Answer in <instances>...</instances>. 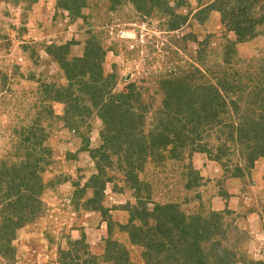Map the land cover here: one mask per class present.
Returning a JSON list of instances; mask_svg holds the SVG:
<instances>
[{
    "label": "rangeland",
    "instance_id": "1",
    "mask_svg": "<svg viewBox=\"0 0 264 264\" xmlns=\"http://www.w3.org/2000/svg\"><path fill=\"white\" fill-rule=\"evenodd\" d=\"M168 1L171 6L186 3L176 12L188 15L186 25L179 30H170L176 16H165L156 9L149 14L138 12L129 0L120 5L112 0H86L73 11L61 7L57 0H0V158L13 152L14 129L21 126L22 120L25 125L29 123L27 112L45 91L41 84H67L60 66L46 53L47 45L72 43L69 58L81 57L93 35L107 50L105 73L118 77L114 92H123L134 83L141 94L142 104L136 103L134 111L143 119L142 131L145 134L162 131L171 121L187 137L184 147L180 139L176 140L177 149L176 143L167 150L164 146L154 147L143 170L135 172L138 186H132L130 170L138 164L137 158L129 160L125 153L115 155V143H109L105 137L113 129L116 132L119 125L113 128L114 122L104 124L98 111L89 115L85 111V116L77 118L69 128L70 115L64 120L54 119L50 125L49 121L43 123L50 135L45 144L53 153V163L44 175L48 183L42 195L44 213L34 223L17 230L14 259L7 260L0 253V264H59L60 249L68 247L69 239L81 238L102 259L107 241L113 239L126 245L132 262L141 264V249L132 247L127 235L116 225L110 236L107 225L108 220L127 224V209L138 205L140 199L149 209L158 203H178L187 215L202 207L213 211L229 209L223 220L225 226H231L226 238L218 234L212 241H221L233 249L236 257L231 264H264V158H258L249 167L248 152L241 150L236 138L241 125L262 122L259 109L252 105L251 94L264 96V79L256 77L264 65V36L260 34L238 44L237 64L226 66L223 71L217 66L220 51L226 39L237 40L236 34L224 26L216 11L203 24L195 15L214 0ZM206 38L207 54L200 62L199 45L194 39ZM194 65L199 71H195ZM192 72L193 79L188 80L193 85L192 92L201 93L202 99L193 104L200 116L193 128L186 112L171 116L170 110L176 108L179 99L169 97L174 86L167 82L173 75L185 78ZM5 77H8L6 87L2 86ZM220 79L225 82L227 92ZM8 87L16 94L5 98L1 90ZM215 88L227 105L217 118L210 104L200 105L204 99L215 97ZM79 95L81 106L91 105L89 95L83 92ZM182 101L188 104L189 98ZM217 103L218 99L216 106ZM53 108L64 117L63 104L54 103ZM38 110L39 106L34 109L35 114ZM186 124L189 127L184 129ZM158 125L160 129L156 128ZM86 144L92 151L102 148L98 159L102 158L101 168L107 180L102 200L107 215L85 207L86 199L93 196L90 188L81 201L78 199L81 196L78 191L94 185L91 177L99 173L91 150H83ZM220 154L223 157L217 161ZM238 167L243 169V175H238ZM190 172H198L202 181L198 188L188 190ZM60 175L70 179L60 185L51 184ZM221 192L228 193L230 198L219 196ZM99 264L110 262L100 260Z\"/></svg>",
    "mask_w": 264,
    "mask_h": 264
},
{
    "label": "trees",
    "instance_id": "2",
    "mask_svg": "<svg viewBox=\"0 0 264 264\" xmlns=\"http://www.w3.org/2000/svg\"><path fill=\"white\" fill-rule=\"evenodd\" d=\"M57 1L64 9L73 11L74 8L83 6L86 0ZM112 1L117 5L123 2V0ZM129 1L138 12L144 14H149L150 10L156 9L165 16H176L170 30H179L188 21V15H176L177 11L183 6L185 7L186 3L183 1L175 6H171L168 0ZM214 11L220 13L224 26L237 36V40L226 39L220 51L221 61L217 66L224 71L226 66L229 68L237 64L235 56L238 52V44L247 43L260 34L264 36V3L261 4L260 0H214L204 9L197 11L195 15H197L200 24H203L208 15ZM194 42L199 45L197 58L202 62V57L204 58L205 53L207 54V38L201 41L194 39ZM72 45V43L47 45L46 53L60 66L67 84L57 85L46 82L41 84L45 91L41 92L42 98H38L27 112L26 118L29 123L26 124L28 126L25 125V120H22L21 126L14 129V150L10 155L0 158V253L3 255L1 257L7 260L14 259L16 249L13 246V241L16 239L17 230L34 223L44 213L42 195L48 188L44 175L47 172V167L53 163V153L51 147L45 144L50 135L43 123L49 121L50 125L52 120H64L70 115L67 119V121H71L67 126L69 128V125L74 126L73 123L78 120L77 118L85 116V111H88V115L93 111H98L104 124L110 125L114 122L113 128L115 125L116 127L119 125L120 128L116 132L113 129V133H108L105 137L110 141L109 143H115V155L119 156V154L125 153L130 158L129 160L137 158L138 164L134 165L133 170H130V180L134 182L132 186H138L139 182L136 180L135 172L139 168L143 170L144 163L152 154L154 147L164 146L163 149L167 150L168 146H175L176 143L177 149V139H180L179 142L183 147L187 140L185 133L178 132L171 121L164 125L165 129L162 131H150L149 134L142 131L143 119L138 117L134 111L136 103L142 104L141 94L137 92L134 83H130L123 92H114L118 77L115 73H105L104 63L107 50L103 48L96 36L93 35L87 40L84 55L81 57L69 58ZM195 71H199V68L195 67ZM194 74L192 72L185 78L171 75L173 78L167 81L168 84L174 86L169 97H178L179 99L176 108L170 110L171 116L186 112L191 117L189 123L192 128L195 126V120L200 119L193 104L202 100L201 93H193V85L188 81ZM256 77L264 79V65ZM7 81L8 77H5L2 86L6 87ZM222 82L224 83L222 88L227 92L225 82L220 79V85ZM1 91L5 93V98L8 94L13 96L16 94L11 87ZM214 91L216 92L215 97L204 99L200 105H203L204 102L210 104L211 109L214 110V117L217 118L227 105L219 97L216 88ZM79 92L90 96V106H81ZM185 98H189L188 104L183 103L182 100ZM216 98L218 99L217 106ZM251 98L254 102L252 105L259 109L258 114L262 122L245 123L237 128L236 135L241 150L248 152L249 167H253L258 158H264V113L262 112L264 96L251 94ZM54 103L65 106L64 117L55 113ZM37 106H39V110L35 114L34 109ZM108 114L111 118H108ZM188 127L186 124L184 129ZM156 128L160 129V125ZM148 137L151 139L149 140ZM87 148H89L88 144L83 150H87ZM222 149L220 147L219 151L223 152ZM89 150H91L93 159L97 161L96 166L99 173L91 177V180L95 182L94 185H86L78 191L81 193L78 199L81 201L82 195L90 188L93 196L86 199L85 207L107 215L108 210L104 208L102 201L107 180L104 179L105 174L101 168L100 160L102 158L98 159L102 148H97L95 151L89 148ZM222 157L223 155L220 154L216 160L220 161ZM106 158H110V156ZM237 171L238 175H243L242 168L238 167ZM189 176L186 189L198 188L202 181L201 175L198 172H190ZM55 178L56 180L51 184L56 182L57 185H60L70 179L66 176L61 177V175ZM219 196L230 198L226 192H221ZM140 198L138 197V199ZM202 208L197 213L187 215L180 209L178 203H158L153 209H149L146 202L140 199L138 205L130 206L127 209L129 213L127 224L115 223L113 220L107 221L108 233L111 236L113 226H118L120 231L127 235L129 244L141 249L143 259L141 264H231L236 257L233 249L221 241H212L218 234L226 238L230 225L225 226L223 220L225 215L230 213L229 209L213 211L210 208ZM206 244H209L210 247H205ZM67 246L59 251V264H99L100 260L110 262V264H137L129 259V250L126 245L119 244L113 239L107 241L103 259L88 249L84 238L69 239Z\"/></svg>",
    "mask_w": 264,
    "mask_h": 264
},
{
    "label": "crops",
    "instance_id": "3",
    "mask_svg": "<svg viewBox=\"0 0 264 264\" xmlns=\"http://www.w3.org/2000/svg\"><path fill=\"white\" fill-rule=\"evenodd\" d=\"M209 5V4H208ZM205 6H207V5H205Z\"/></svg>",
    "mask_w": 264,
    "mask_h": 264
}]
</instances>
